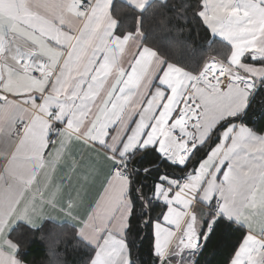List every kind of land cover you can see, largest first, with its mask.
Returning <instances> with one entry per match:
<instances>
[{
  "label": "snow or ice",
  "instance_id": "6c2138e0",
  "mask_svg": "<svg viewBox=\"0 0 264 264\" xmlns=\"http://www.w3.org/2000/svg\"><path fill=\"white\" fill-rule=\"evenodd\" d=\"M152 16L177 34L203 26L228 53L193 62L183 41L154 42ZM261 123L264 0H0V180L11 178L0 190V264H24L14 234L43 231L33 221L58 207L56 193L39 205L24 193L74 141L109 165L86 215L71 197L59 208L77 223L55 243L79 264H136L134 221L152 236L151 264H200L207 241L233 229L242 236L226 264H264Z\"/></svg>",
  "mask_w": 264,
  "mask_h": 264
},
{
  "label": "trees",
  "instance_id": "16d2710c",
  "mask_svg": "<svg viewBox=\"0 0 264 264\" xmlns=\"http://www.w3.org/2000/svg\"><path fill=\"white\" fill-rule=\"evenodd\" d=\"M115 3H119V1ZM146 26L151 29L153 40L157 44L168 46L176 41H183L195 55L193 62H202L213 56L222 59L228 53L229 46L214 37L210 30H206L200 25H195L191 30L186 29L182 34H177L174 31L161 28L157 17L152 16L146 22ZM260 129H264V123H261L256 130ZM205 154L206 150H202L197 159L203 158ZM202 212L206 213L207 208H203ZM41 227L43 231L29 229L25 225L14 234L15 239L23 237L21 249L23 255L20 258L25 264H79L80 253L73 252L70 248L66 249L62 243H55L60 234L71 232L70 224L45 222ZM241 236L242 233L235 229L226 235L217 233L212 236L204 247L203 255L198 257L200 264H226L233 248L239 244ZM128 241L136 264H151L149 251L152 236L148 229L134 221L132 230L128 234Z\"/></svg>",
  "mask_w": 264,
  "mask_h": 264
},
{
  "label": "crops",
  "instance_id": "0c3cea01",
  "mask_svg": "<svg viewBox=\"0 0 264 264\" xmlns=\"http://www.w3.org/2000/svg\"><path fill=\"white\" fill-rule=\"evenodd\" d=\"M116 1L119 0H114V3ZM214 37L222 41V38L219 36ZM126 60H131L130 54L126 56ZM245 62L254 63L257 67L260 66L258 62L250 61L247 57H245ZM125 67H127V63ZM155 83L156 82L153 81V84ZM58 145L59 141H57V146ZM214 146L215 145H213V147ZM3 149L4 138L0 136V153H2ZM67 153L68 154L59 161L54 170L52 168L41 169L37 181L24 193L25 200H30L35 195L38 205L41 194L44 199L47 200L53 193H56L58 207L52 208L45 204L43 206L44 210L42 215L33 221L38 225L42 226L45 222L75 224L77 222L66 217L59 208L66 207V203L69 197H71L77 204L75 212L83 217L103 193L105 178L109 171V165L105 162L103 153L93 151L91 147L75 141L68 147ZM72 158H75L81 163V167L76 172H73L69 166ZM6 163V159L0 154V176L6 175L4 170ZM85 172L89 173V179L87 181L83 179V174ZM6 183H11V178L7 181L0 180V190L6 186ZM57 188L60 189L58 193ZM37 189H40L39 193ZM196 208L198 210L203 209L200 204H197Z\"/></svg>",
  "mask_w": 264,
  "mask_h": 264
}]
</instances>
